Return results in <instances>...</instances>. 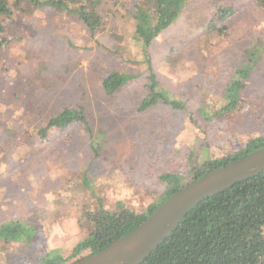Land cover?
<instances>
[{"label": "rangeland", "instance_id": "1", "mask_svg": "<svg viewBox=\"0 0 264 264\" xmlns=\"http://www.w3.org/2000/svg\"><path fill=\"white\" fill-rule=\"evenodd\" d=\"M139 1L131 0L128 6ZM219 7L231 9L223 42L205 34ZM263 9L264 0H191L183 18L153 45L151 69L139 55L127 18H118L116 27L106 17V30L87 41L73 16L30 10V17H19L10 32L20 39L19 46L0 47V225L17 221L23 214L34 215L32 219L41 222L45 248L60 249L67 257L85 235L76 221L86 207L113 208L116 202L110 201L122 199L135 211L143 208L138 209L137 197L146 185L149 161L183 155V140L190 129L188 115L182 112L162 106L138 111L151 70L169 89L184 80L186 92L198 85L201 95H211L229 76V66L236 67L245 53L257 49L255 68L245 81L253 107L234 120L239 136L244 132L264 134V26L258 23ZM252 38H257L254 47ZM71 40L77 46L71 47ZM120 41L124 44L116 47ZM180 49L186 54L166 65L165 60ZM115 70L137 79L109 97L102 90V81ZM15 76L26 83L22 85ZM211 80H218L219 85L213 81L209 85ZM80 90L90 100L93 135L74 124L53 131L45 140L33 136L38 146L31 157L20 161L22 136L42 128L67 103L75 106ZM188 105L194 109L198 103L192 99ZM85 175L90 189L83 183ZM90 194L93 202L86 197ZM12 248L9 255L14 254ZM14 258L3 254L0 264H21L20 256Z\"/></svg>", "mask_w": 264, "mask_h": 264}, {"label": "trees", "instance_id": "2", "mask_svg": "<svg viewBox=\"0 0 264 264\" xmlns=\"http://www.w3.org/2000/svg\"><path fill=\"white\" fill-rule=\"evenodd\" d=\"M190 1L140 0L128 6L131 0H0V47L13 44L19 46L20 39L12 37L10 32L19 17H30V10L41 14L53 12L55 16H73L79 22V29L87 41L94 40L106 30V17L112 18L111 22L113 25L116 23V27L118 18H127L133 27L134 41L140 49L138 54L151 69L153 45L172 24L183 18ZM218 9L216 19L209 20L205 27V34L223 42L229 30L226 20L231 9ZM259 19V26H264V15ZM256 39L252 38L251 41L254 43ZM69 44L71 47L77 46L72 40ZM122 44L120 41L116 47ZM256 50L252 51L253 54L250 51L245 53L242 59L244 63L241 60L236 67L229 66L230 74L225 77L223 85L217 84L218 80L208 82L209 85L213 84L212 81L219 85L211 95H201L198 85L194 86L196 90L186 92L184 80L169 89L167 83L151 70L148 78L150 83L146 85L147 94L140 102L138 111L145 113L162 106L182 112L188 115L190 129L183 140V155L177 159L164 155L149 161L146 185L138 191L137 197L138 209H142L135 211L126 207L122 199H112L110 202H116L113 208L86 207L76 221L77 227L82 228L85 235L67 257L62 255L60 249L45 248L44 231L41 230V222L32 219L34 215H20L17 221L0 225V257L6 254L14 260V257L20 256L21 264H70L80 258L98 254L118 238L137 229L174 193L210 172L264 147V134L255 136L244 132L239 136L234 120L253 107L249 104L251 94L245 81L255 68L256 59L253 56H258ZM185 52V49H180L173 53V57L165 60L166 65L177 61ZM175 71L172 73L175 74ZM18 77L15 76L22 85L26 83ZM135 79L137 76L131 73L111 71L102 81V90L106 96H114ZM31 81L34 79L29 84ZM192 99L198 103L194 109L188 105ZM89 102V97L80 90V101L75 106L74 103H67L42 128L35 133L23 135L19 146L22 149L21 145H24V149L19 151V160L25 161L33 155L34 147L38 146L33 136L45 140L53 131L66 130L74 124L84 126L92 136L95 119ZM83 183L87 188V175ZM86 197L93 202L91 194ZM263 229L264 172L237 183L190 210L178 228L142 264H264ZM11 248L13 255L8 253Z\"/></svg>", "mask_w": 264, "mask_h": 264}, {"label": "water", "instance_id": "3", "mask_svg": "<svg viewBox=\"0 0 264 264\" xmlns=\"http://www.w3.org/2000/svg\"><path fill=\"white\" fill-rule=\"evenodd\" d=\"M263 172L264 147L210 172L174 193L137 229L118 238L100 253L70 264H142L178 228L190 210Z\"/></svg>", "mask_w": 264, "mask_h": 264}]
</instances>
